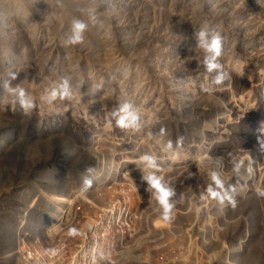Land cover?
Wrapping results in <instances>:
<instances>
[{"label":"rangeland","instance_id":"1","mask_svg":"<svg viewBox=\"0 0 264 264\" xmlns=\"http://www.w3.org/2000/svg\"><path fill=\"white\" fill-rule=\"evenodd\" d=\"M75 1L0 2V264H264V0Z\"/></svg>","mask_w":264,"mask_h":264},{"label":"clouds","instance_id":"2","mask_svg":"<svg viewBox=\"0 0 264 264\" xmlns=\"http://www.w3.org/2000/svg\"><path fill=\"white\" fill-rule=\"evenodd\" d=\"M85 28V25L80 23V22H76L74 23L73 26V31H74V35L73 37L70 39V43H79L82 40V36L81 33L83 32ZM206 33L201 32L199 34V38L202 42V46L206 48V50L211 53V55L209 57L206 58V65H207V69L208 71H214L217 68H219L220 66L216 63V59L220 56L221 54V38L219 35H214L209 42H207L206 40ZM15 77H13L14 79ZM224 77L222 75H219L216 77L215 79V83L220 84L223 82ZM60 95V97L63 98H71V90H70V86L68 84L67 81H65L63 83V85L61 86V91L58 93L57 91H53L51 93V98L55 99L57 97V95ZM19 96H20V103L22 105V107H24L25 109L32 107V103L26 99H24L25 97V93L23 91V89H19ZM130 106L129 105H125L120 111L122 113H124L123 115L120 116V118L118 119L117 123L120 127H129L132 125H136L137 121L139 119V117L134 113L131 112L130 110ZM115 115V113H114ZM145 159H149V158H145ZM146 179L149 180L151 186L153 188H155L159 193H160V202L161 204L164 206L165 210H169L170 209V205L168 203V197L170 196V192L168 190H166L160 183V180L157 179L155 176H149L146 177ZM85 184L87 186H91V181L90 180H86ZM213 195H216L215 193Z\"/></svg>","mask_w":264,"mask_h":264},{"label":"bare ground","instance_id":"3","mask_svg":"<svg viewBox=\"0 0 264 264\" xmlns=\"http://www.w3.org/2000/svg\"><path fill=\"white\" fill-rule=\"evenodd\" d=\"M2 2H4V4H5V6H6V8L8 9V13H9V15L13 18V20H14V22H16V21H19V20H21V18H20V16H19V12H18V8H17V4L19 5V0H1ZM0 1V2H1ZM33 1V0H32ZM36 1V0H35ZM38 1V5H40V6H44L43 8H45V10L46 11H48L49 9H53V6L48 2V3H46V2H44V0H37ZM93 1V2H92ZM76 3L75 4H77L79 7H81V8H84V10H85V8L87 9V11H88V13H89V21H90V23H92V24H94V20L95 19H93V15H95L96 13V11H99L100 9L102 10V11H104L105 12V14H107L110 18V20H112L114 23H115V25H116V27H118V26H120L123 22H124V20H123V18L119 15V13L115 10V8H114V6H113V4L110 2V1H108V0H76L75 1ZM35 4V3H34ZM36 4H37V2H36ZM21 5V4H20ZM87 6V7H86ZM24 7V6H23ZM37 9H39V8H34V12L33 11H31L32 13H33V15H37V17H36V21L38 20V22L40 23V25H42L43 27H47V26H51L52 25V28L53 27H55V29L56 30H58V28L60 27L58 24H57V22H56V20L58 19V18H55V17H53L52 16V18L51 19H49L48 18V16L46 15H43V13L42 12H40V11H37ZM206 9L208 10V12L209 13H211V11H210V9H208L207 7H206ZM51 11V10H50ZM86 12V11H85ZM87 13V14H88ZM98 13V12H97ZM3 13H1L0 14V23H5L6 21V18L4 17V15H2ZM212 14H215V10H213V13ZM8 15V16H9ZM9 16V17H10ZM51 16V15H50ZM85 18V17H84ZM9 20L11 21V19L9 18ZM16 20V21H15ZM52 20V21H51ZM21 21H23V20H21ZM126 21V20H125ZM58 23H59V21H58ZM91 25V24H90ZM95 25V24H94ZM114 25V26H115ZM26 26V25H25ZM14 27V26H13ZM120 28V27H119ZM54 29V28H53ZM117 29V28H116ZM55 30V31H56ZM118 31L120 30V29H117ZM60 31H63V29L60 27ZM66 33V32H65ZM119 33H121V32H119ZM4 66V65H3ZM4 67H0V73H2V74H4V75H6L7 77H8V79H11V82L10 81H8V80H5L6 82H10V83H12V84H17V82L15 81V79H13V77L12 76H9L7 73H6V71L5 70H2ZM156 68V67H155ZM1 77V76H0ZM7 77H6V79H7ZM140 83V82H139ZM19 88V87H18ZM235 247H234V245H232V247H231V250L228 252V255H227V260H228V262H229V264H235V260H234V254L236 253V248L234 249ZM233 249H234V254H233ZM233 261V262H232ZM227 261H226V263H228Z\"/></svg>","mask_w":264,"mask_h":264}]
</instances>
